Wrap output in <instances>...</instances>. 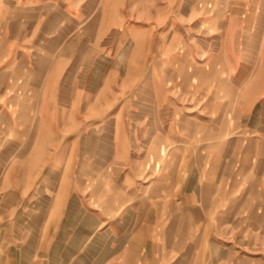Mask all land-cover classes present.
Here are the masks:
<instances>
[{
	"label": "crops",
	"instance_id": "1",
	"mask_svg": "<svg viewBox=\"0 0 264 264\" xmlns=\"http://www.w3.org/2000/svg\"><path fill=\"white\" fill-rule=\"evenodd\" d=\"M113 23L109 0H0V262L5 243L10 263H222V256H201L194 254L193 248L251 245L249 240L257 232L264 237V128H242L240 119L231 137L217 141V153L207 161L205 175L200 178L205 198L210 183L220 184L224 177L225 152L232 149L233 197L229 199L226 193L231 206L217 209V230L227 232V237L209 239L212 235L205 222L196 233L193 216H207L209 208L205 203L200 209L192 206L194 195L188 186L192 178L178 173L176 168L182 166V160L176 159V153L168 159L170 170L159 178V188L148 195L153 206H145L141 170L145 163L129 159V153L144 150L146 139H150L147 144L155 158L160 155L164 137L173 138L178 132L175 119L165 132L159 126L152 131H133L125 125L123 106L128 101L123 99L129 96L128 62L114 76L119 100H114L116 95L109 91L94 94L88 90L92 77L102 79L103 89L108 87L114 69L106 71L101 63L106 59L116 63V58L128 51L129 33L112 30ZM231 66L233 72H240V64L234 62ZM181 69V84L188 87L192 83L191 70ZM158 70L152 68L151 85L139 78L134 86L139 90L152 87L147 101L156 107L149 111L153 119L160 120ZM233 76L240 78L239 73ZM117 101L121 105L115 110L97 106ZM86 103L89 108L82 110ZM252 104L244 108L251 109ZM69 118L116 122L109 142L104 125L88 132L92 142H81L71 137L79 134L75 128L65 137V120ZM192 130L185 127V134H193ZM200 131L204 139L225 135L222 127L202 126ZM242 134L249 137L242 138ZM213 145L201 150L214 149ZM152 163L154 167L159 164L156 159ZM186 165L193 168L194 162ZM177 184L181 189L169 198L181 200L180 205L162 207L156 201L162 197L161 186ZM81 198L92 205H97L98 198L104 199V212L86 203V215L92 224L82 223L80 207L75 212L70 205L75 200L80 203ZM132 199L137 201L130 205ZM163 247L169 250L163 251ZM179 251L183 253L180 257L172 256ZM241 262L236 259L233 264Z\"/></svg>",
	"mask_w": 264,
	"mask_h": 264
},
{
	"label": "rangeland",
	"instance_id": "2",
	"mask_svg": "<svg viewBox=\"0 0 264 264\" xmlns=\"http://www.w3.org/2000/svg\"><path fill=\"white\" fill-rule=\"evenodd\" d=\"M109 5L114 19L112 30L129 33L128 51L118 56L116 63L111 64L108 59L101 63L107 68L106 71L110 69L109 67L114 69L110 72L112 77L108 79L110 84L108 87L103 89L100 86L102 79L92 77L88 90L94 94L109 91L116 95L114 100H119L121 97L114 76L120 73L117 69L124 67L128 62L129 96L123 99L128 101L123 106L126 111L125 125L133 131L141 128L152 131L159 126L165 132L169 122L175 119V128L178 132L173 138L164 137L163 148L160 155H156L155 158L152 157L150 145L147 144L150 139H146L144 150L129 153V159H139L145 163L141 168L144 176V187H141L146 196L145 206H153V200L149 199L148 195L159 188V178L163 177V174L167 175L170 170L168 159L172 153H176V159L182 160V166L176 168L178 173L180 172L182 177L190 174L192 178V182L188 185L194 195L192 206L200 209L202 203H205L209 208L207 216L200 214L193 216L194 224L197 225L196 233L205 222L210 227L212 235L209 239L227 237V232L217 230V209L231 206V203L229 204L231 200L228 198L233 197L230 184L234 161L232 149L225 152L226 166L221 172L224 181L221 178L220 184L210 183L205 198H202L200 178L205 175L207 161L217 153L215 144L218 140L221 141L223 138L227 140L232 136L233 128L238 126L239 119L242 128H264V0H109ZM111 41L115 46L114 40ZM170 53L173 55L169 59ZM234 62L240 64V72L231 70ZM153 67L160 69L158 70L160 86L157 88L161 96L160 120L153 119L152 112L149 111L153 106L156 107V104L147 101L149 94H152V87L149 85H151ZM181 68L191 70L192 83L188 87L181 84L180 80L184 78V69ZM236 73H239L240 78L235 77L237 79L234 80L233 75ZM139 78H143L144 83L149 85L139 90L138 86H134ZM105 82L107 84V79ZM250 102H253L252 108H244V105ZM84 105L85 108L82 106V110H87L90 104ZM120 105L121 102L118 101L97 103L98 107L106 110L111 108L115 110ZM91 109L95 108L91 107ZM65 122V137L68 132L76 131L79 133L78 136L71 137L79 138L81 142H92V136H89L88 132H93L96 127L104 125L105 138L109 142L116 120L69 118ZM202 126L222 127L225 135L221 138L209 135L204 139L200 134ZM185 127L193 128L194 133L185 134ZM241 137L248 138L249 135L242 134ZM212 144L214 149L201 150V147H211ZM153 159L159 163L157 167H154ZM189 161L194 162L193 168L189 169L186 165ZM214 169L216 175V168ZM136 185L130 184L131 187ZM180 189V184L169 188L161 186L162 197L156 201L161 202L162 207L178 206L181 200L169 197L175 190ZM218 192L221 194V200H218ZM226 193H229L228 198ZM136 201L132 199L129 204ZM79 202L75 200V203L70 205L75 207V212H77L76 208L80 207L79 215L82 223L92 224L93 221L86 215L89 211L87 204H91L90 201L81 198ZM91 206L100 212L105 211L103 198H98L97 205L91 204ZM163 217L169 216L163 215ZM245 238L249 236L246 235ZM249 241L251 245L236 247L196 246L193 248V253L201 256L220 255L223 264H233L236 259H240L241 264H264L263 235L261 232L253 233ZM4 244L1 247L0 264H26L10 263L8 247ZM162 249L169 250L165 247ZM182 254L179 251L172 256L180 257ZM222 263L210 261L207 264ZM33 264L39 263L33 262Z\"/></svg>",
	"mask_w": 264,
	"mask_h": 264
}]
</instances>
